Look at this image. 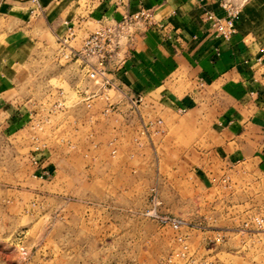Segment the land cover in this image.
Listing matches in <instances>:
<instances>
[{
    "label": "rangeland",
    "instance_id": "obj_1",
    "mask_svg": "<svg viewBox=\"0 0 264 264\" xmlns=\"http://www.w3.org/2000/svg\"><path fill=\"white\" fill-rule=\"evenodd\" d=\"M99 3L78 0L83 10ZM16 18L0 15V71L11 66L9 79L0 74V264H264L255 224L264 172L218 163L207 129L187 117H107L121 113L116 90L88 108L84 98L99 87L85 63L65 58L42 16ZM99 27L84 26L68 45L80 50ZM158 120L160 134L144 133ZM37 148L51 169L44 180L35 177ZM156 197L159 215L184 222L179 232L146 215Z\"/></svg>",
    "mask_w": 264,
    "mask_h": 264
},
{
    "label": "crops",
    "instance_id": "obj_2",
    "mask_svg": "<svg viewBox=\"0 0 264 264\" xmlns=\"http://www.w3.org/2000/svg\"><path fill=\"white\" fill-rule=\"evenodd\" d=\"M232 1L246 2L228 41L207 20L208 14L225 16L221 0H103L91 10L81 9L78 0H38L40 11L33 0H5L0 15L23 23L42 16L58 40L72 43L88 24L152 12L162 28L137 29L125 61L109 68L122 97L115 101L121 113L107 117H145L142 111L147 117L157 111L187 117L194 127L207 129L218 163L264 172V0ZM10 69L2 68L1 76L9 79ZM135 96L144 97L139 114L128 105ZM27 117H33L31 111L16 122L24 126ZM115 131L124 136L129 127Z\"/></svg>",
    "mask_w": 264,
    "mask_h": 264
},
{
    "label": "built area",
    "instance_id": "obj_3",
    "mask_svg": "<svg viewBox=\"0 0 264 264\" xmlns=\"http://www.w3.org/2000/svg\"><path fill=\"white\" fill-rule=\"evenodd\" d=\"M5 0H0V3ZM39 9L38 0H33ZM102 2L103 0H97ZM246 1L241 4H236L232 0H221V8L225 13L223 18L217 17L214 14H208L207 20L212 22L213 29L224 40H229L236 33V23L239 20L242 8ZM41 9H39L40 11ZM159 26L155 20L154 14L148 10H141L134 14H126L120 21H110L109 23L102 24L97 31L90 34L83 40L80 50H76L70 45L68 41L61 40L62 54L66 59L75 58L85 63L88 69V74L99 87L98 91L91 93L83 102L87 104L88 108H92V102L96 98H101L109 101V92L112 90L118 91L114 79L110 75V66L115 64L119 65L125 61V55L128 47L132 44L136 30L142 27H157ZM162 28V26H159ZM71 31V29H70ZM73 35V31L70 33ZM65 49L70 50V54L66 53ZM144 102L143 96H135L129 100L132 110L139 111V108ZM110 111L115 109V105L109 106ZM163 121H152L145 124L144 133L160 134L162 132ZM44 150L36 149L32 157V163L35 166V177L41 180L47 179L50 176V171L44 165ZM152 208L146 212L148 217L154 218L164 226H169L173 230L179 232L184 225V222L178 218L170 216H162L158 213L160 205L157 197L152 201ZM255 224L258 229L264 231V216L255 219ZM180 242L184 240L180 238ZM188 246L183 245V257ZM21 254L24 258L28 256L25 249H21Z\"/></svg>",
    "mask_w": 264,
    "mask_h": 264
}]
</instances>
